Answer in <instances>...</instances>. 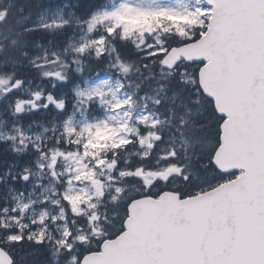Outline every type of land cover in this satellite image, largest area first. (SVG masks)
Instances as JSON below:
<instances>
[{
  "label": "snow or ice",
  "instance_id": "1",
  "mask_svg": "<svg viewBox=\"0 0 264 264\" xmlns=\"http://www.w3.org/2000/svg\"><path fill=\"white\" fill-rule=\"evenodd\" d=\"M264 264V0H0V264Z\"/></svg>",
  "mask_w": 264,
  "mask_h": 264
},
{
  "label": "trees",
  "instance_id": "2",
  "mask_svg": "<svg viewBox=\"0 0 264 264\" xmlns=\"http://www.w3.org/2000/svg\"><path fill=\"white\" fill-rule=\"evenodd\" d=\"M42 250L39 251H31L30 255L31 257L28 258V260H30V264H44L45 263V258H39V255L41 253ZM18 259H25L23 257V255H21L20 257H18Z\"/></svg>",
  "mask_w": 264,
  "mask_h": 264
},
{
  "label": "flooded vegetation",
  "instance_id": "3",
  "mask_svg": "<svg viewBox=\"0 0 264 264\" xmlns=\"http://www.w3.org/2000/svg\"><path fill=\"white\" fill-rule=\"evenodd\" d=\"M42 252H43V251H42ZM30 253H31V251L28 252V253L22 251V252H20V253L18 254V257L21 256V255H23V257L25 258L24 260H28V258L30 257ZM40 255H42V254H40Z\"/></svg>",
  "mask_w": 264,
  "mask_h": 264
}]
</instances>
